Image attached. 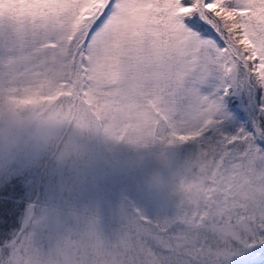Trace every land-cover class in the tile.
<instances>
[{
  "label": "snow or ice",
  "instance_id": "1",
  "mask_svg": "<svg viewBox=\"0 0 264 264\" xmlns=\"http://www.w3.org/2000/svg\"><path fill=\"white\" fill-rule=\"evenodd\" d=\"M5 99L196 151L172 216L45 232L29 207L0 227V264H264V0H0Z\"/></svg>",
  "mask_w": 264,
  "mask_h": 264
},
{
  "label": "trees",
  "instance_id": "2",
  "mask_svg": "<svg viewBox=\"0 0 264 264\" xmlns=\"http://www.w3.org/2000/svg\"><path fill=\"white\" fill-rule=\"evenodd\" d=\"M64 132L57 134L55 144L19 155L9 167L0 166V227L6 233L21 226L38 189L35 218H45L41 223L45 232L53 220L71 227L73 216H86L87 208H97L100 203L110 204L120 213H128V207H132L148 217L174 214L173 181L194 157V145L158 142L133 148L108 140L100 132L85 136L69 127L62 137ZM65 148L78 151L74 163L61 159ZM115 161L122 162L118 173ZM46 204L51 207L46 208Z\"/></svg>",
  "mask_w": 264,
  "mask_h": 264
},
{
  "label": "clouds",
  "instance_id": "3",
  "mask_svg": "<svg viewBox=\"0 0 264 264\" xmlns=\"http://www.w3.org/2000/svg\"><path fill=\"white\" fill-rule=\"evenodd\" d=\"M69 127L78 134L94 136L100 132L106 139L116 141L97 130L83 114L69 115L59 105L0 101V166L9 167L17 156L55 144L57 134ZM124 143L135 148L129 142ZM78 157L74 148H65L61 153V159L69 164Z\"/></svg>",
  "mask_w": 264,
  "mask_h": 264
},
{
  "label": "rangeland",
  "instance_id": "4",
  "mask_svg": "<svg viewBox=\"0 0 264 264\" xmlns=\"http://www.w3.org/2000/svg\"><path fill=\"white\" fill-rule=\"evenodd\" d=\"M131 160L133 161V159H131ZM119 166H121V164H117V167L115 169V173L119 172L118 171V169L120 170ZM91 185H92V188H91V190H92L94 188L93 181H91ZM91 190H89V191H91ZM105 198H106V193L103 195L102 199L104 200ZM49 207H51V206L46 204V208H49ZM111 207H112V205H110V204H104L103 205L100 203L97 206V208H93V207L87 208L90 210L87 211V213L89 215H86V217L95 218L98 222V227H99L100 231L105 235H108L111 232H113V231L108 230V228H110V227L116 228V229L119 228L120 217H121L120 215H121V213H123V212L120 213V211H118V209H112ZM52 208H57V207H52ZM128 209H129L128 210L129 212H134V211L130 210V209H133L132 207L131 208L128 207ZM59 219H62V214L59 215ZM58 222L60 223V221H58Z\"/></svg>",
  "mask_w": 264,
  "mask_h": 264
}]
</instances>
